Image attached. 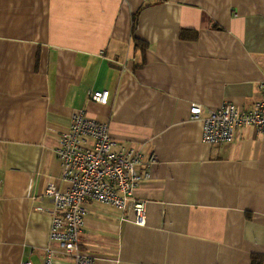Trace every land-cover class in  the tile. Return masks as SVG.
Here are the masks:
<instances>
[{
	"label": "crops",
	"instance_id": "0c3cea01",
	"mask_svg": "<svg viewBox=\"0 0 264 264\" xmlns=\"http://www.w3.org/2000/svg\"><path fill=\"white\" fill-rule=\"evenodd\" d=\"M263 82L264 0H0V263H43L46 187L68 186L55 149L85 109L157 157L136 191L144 224L89 203L81 248L97 264H264V134L207 144L191 119L194 103L202 118L251 109Z\"/></svg>",
	"mask_w": 264,
	"mask_h": 264
},
{
	"label": "built area",
	"instance_id": "2783aa9c",
	"mask_svg": "<svg viewBox=\"0 0 264 264\" xmlns=\"http://www.w3.org/2000/svg\"><path fill=\"white\" fill-rule=\"evenodd\" d=\"M260 92V100L251 109L228 101L205 118L201 105L192 104L191 119L203 123L202 141L232 143L238 130L246 126L264 134V82ZM109 96L108 90L89 91L90 99L101 104H107ZM55 153L61 165L60 179L68 186L61 189L49 182L46 187L54 208L42 264H97L81 248L89 203L111 206L123 213V220L133 214V222L144 224L147 202L136 198V191L151 179L157 157L130 143L118 142L111 136L109 123L89 116L85 109L73 112L69 127L60 132ZM7 264L34 263L26 260Z\"/></svg>",
	"mask_w": 264,
	"mask_h": 264
},
{
	"label": "trees",
	"instance_id": "16d2710c",
	"mask_svg": "<svg viewBox=\"0 0 264 264\" xmlns=\"http://www.w3.org/2000/svg\"><path fill=\"white\" fill-rule=\"evenodd\" d=\"M133 31L136 29V16L134 17V20H133ZM188 30H183L182 31V34H181V37L182 38H189V39H195L197 38V33L194 32L195 34H192L190 36H186V33H187ZM136 43L137 45H141L143 48V44H142V41L140 39H137L136 38ZM262 260H263V256L259 255V256H253V260H252V264H262Z\"/></svg>",
	"mask_w": 264,
	"mask_h": 264
}]
</instances>
